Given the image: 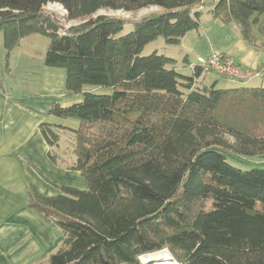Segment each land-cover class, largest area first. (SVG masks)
Wrapping results in <instances>:
<instances>
[{
    "label": "trees",
    "instance_id": "16d2710c",
    "mask_svg": "<svg viewBox=\"0 0 264 264\" xmlns=\"http://www.w3.org/2000/svg\"><path fill=\"white\" fill-rule=\"evenodd\" d=\"M48 4L79 23L66 27ZM149 7L132 22L98 14ZM203 11L249 43L264 36V0H0L6 64L42 35L43 67L64 70L65 92L81 97L50 103L38 126L53 164L59 131L72 134L68 169L86 183L56 196L28 186L26 206L62 233L45 264H142L164 249L178 264H264V163L248 162L264 156V89L199 88V67L187 75L143 54L158 38L177 46Z\"/></svg>",
    "mask_w": 264,
    "mask_h": 264
},
{
    "label": "crops",
    "instance_id": "0c3cea01",
    "mask_svg": "<svg viewBox=\"0 0 264 264\" xmlns=\"http://www.w3.org/2000/svg\"><path fill=\"white\" fill-rule=\"evenodd\" d=\"M164 50L163 54L175 61V68L187 75L192 74L197 57L223 54L245 70L261 74L235 88L264 89V36L256 33V40L249 43L234 24H225L206 11L200 17L197 31L186 33L177 46ZM42 71V94L38 97L27 93L12 95L11 89L9 93L10 73L2 75L4 81L0 79V264H45L60 246L61 231L26 206L28 186L44 196H56L62 187L85 188L81 173L68 169L75 160L72 150L67 165L61 163V155L57 164H53L38 130L39 124L48 119L46 112L53 99L67 107L81 97H69L65 90L55 91L54 88L64 85L62 69ZM206 76L202 73L195 86L214 85L217 89V81L203 85Z\"/></svg>",
    "mask_w": 264,
    "mask_h": 264
},
{
    "label": "rangeland",
    "instance_id": "374dc122",
    "mask_svg": "<svg viewBox=\"0 0 264 264\" xmlns=\"http://www.w3.org/2000/svg\"><path fill=\"white\" fill-rule=\"evenodd\" d=\"M158 9L155 7H149L146 9H141L139 11L124 13L120 11H100L98 14L115 16L120 19H123L127 22H132L140 19L141 17L148 15L150 13L156 12ZM44 11L47 13H52L58 16L63 24L68 27L72 25H76L79 21L73 22H65L63 20L65 16V12L63 9L57 4H48L44 7ZM132 30V24L126 23L121 31V35H125ZM49 40L39 34H32L20 41V43L12 49L9 54V58L6 64V52L3 48L2 36H0V79L4 81V75L6 73H10V76H7L8 83L11 88L7 90L9 93L14 91L12 95L25 94L30 96H41L42 94V76H43V64L42 60L47 48ZM166 46L163 43L161 38H158L154 42L150 43L144 48L143 54L147 55L152 53L153 51H157L158 53H164V49ZM8 69V72L7 70ZM59 70V69H57ZM64 75V70L62 71ZM3 75V76H2ZM3 77V78H2ZM217 81L218 89H229L240 86L242 83L232 82L226 78L217 76L215 74H207L205 82L203 85L209 86L211 83ZM7 85V84H6ZM61 85V84H60ZM11 89V90H10ZM55 91H64V85L62 83L61 88H54ZM96 93H106L108 90L106 89H93ZM53 102L59 103L57 100L53 99ZM65 99H60V101ZM62 103V102H61ZM51 119V118H50ZM61 121V120H60ZM66 125H72L73 122L76 121L69 120ZM72 134L67 131H59V149L57 155H61L62 162L64 165L68 164V155H70V151L72 150ZM67 161V162H66ZM66 162V163H65ZM250 163H264V156L262 158H250L248 159ZM84 180V179H83ZM85 182V181H84ZM86 189V183L85 188ZM165 250V249H164ZM163 251V250H162ZM167 251V250H166ZM154 254V253H152ZM170 255V254H169ZM145 256V255H144ZM171 256V255H170ZM172 257V256H171ZM141 262V260H140ZM174 264H178L176 261H173ZM142 263V262H141ZM43 264V263H41Z\"/></svg>",
    "mask_w": 264,
    "mask_h": 264
},
{
    "label": "built area",
    "instance_id": "2783aa9c",
    "mask_svg": "<svg viewBox=\"0 0 264 264\" xmlns=\"http://www.w3.org/2000/svg\"><path fill=\"white\" fill-rule=\"evenodd\" d=\"M195 62V67H199L202 73H212L232 82L243 83L252 77L261 76L260 72L245 70L223 54L212 53L206 58L197 57Z\"/></svg>",
    "mask_w": 264,
    "mask_h": 264
},
{
    "label": "bare ground",
    "instance_id": "6f19581e",
    "mask_svg": "<svg viewBox=\"0 0 264 264\" xmlns=\"http://www.w3.org/2000/svg\"><path fill=\"white\" fill-rule=\"evenodd\" d=\"M143 264H174L166 250L140 257ZM149 262V263H147Z\"/></svg>",
    "mask_w": 264,
    "mask_h": 264
},
{
    "label": "water",
    "instance_id": "95a60500",
    "mask_svg": "<svg viewBox=\"0 0 264 264\" xmlns=\"http://www.w3.org/2000/svg\"><path fill=\"white\" fill-rule=\"evenodd\" d=\"M168 252V251H167ZM169 253V252H168ZM147 255H150V254H147ZM147 255H145V256H147ZM170 258H171V261H174L173 260V258L170 256ZM147 263H149V262H147ZM143 264V263H142Z\"/></svg>",
    "mask_w": 264,
    "mask_h": 264
}]
</instances>
